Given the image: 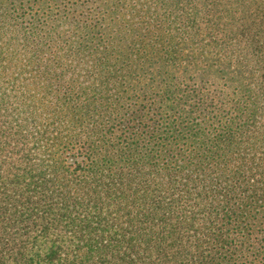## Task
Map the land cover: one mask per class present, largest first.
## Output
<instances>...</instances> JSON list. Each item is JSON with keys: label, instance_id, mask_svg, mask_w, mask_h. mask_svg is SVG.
Masks as SVG:
<instances>
[{"label": "trees", "instance_id": "16d2710c", "mask_svg": "<svg viewBox=\"0 0 264 264\" xmlns=\"http://www.w3.org/2000/svg\"><path fill=\"white\" fill-rule=\"evenodd\" d=\"M10 60L0 264H264V0H0Z\"/></svg>", "mask_w": 264, "mask_h": 264}, {"label": "rangeland", "instance_id": "374dc122", "mask_svg": "<svg viewBox=\"0 0 264 264\" xmlns=\"http://www.w3.org/2000/svg\"><path fill=\"white\" fill-rule=\"evenodd\" d=\"M21 46L22 45H20V47ZM28 58H31V56H28L27 53H24L21 57V59L31 64V60ZM8 64L10 67H6V70L0 77V114H7L8 116L5 118L12 123L18 118L14 117V112H18L22 109L27 110L29 100L39 102L38 105L42 109L43 106L48 103L47 99H49L50 94L48 93V88L42 84L44 80V74L42 72H23L27 71L23 67H21L23 71L19 72L21 68L20 62H17V60H10ZM17 85H21L24 88V92H21L20 87ZM58 111H60V109H58ZM23 113H21V115ZM134 122L136 123L137 121ZM59 142H61V138ZM62 146L63 143L61 142V148ZM49 160L50 158L46 161L42 158L43 163H49Z\"/></svg>", "mask_w": 264, "mask_h": 264}]
</instances>
